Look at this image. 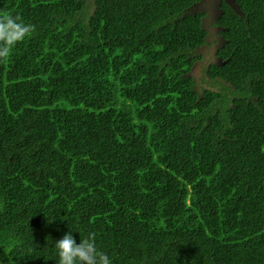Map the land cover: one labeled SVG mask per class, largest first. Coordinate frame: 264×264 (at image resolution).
Listing matches in <instances>:
<instances>
[{
  "label": "trees",
  "instance_id": "16d2710c",
  "mask_svg": "<svg viewBox=\"0 0 264 264\" xmlns=\"http://www.w3.org/2000/svg\"><path fill=\"white\" fill-rule=\"evenodd\" d=\"M200 2L0 0L34 26L0 56V264L69 229L114 264H264V0L214 3L213 42Z\"/></svg>",
  "mask_w": 264,
  "mask_h": 264
},
{
  "label": "clouds",
  "instance_id": "9594fccd",
  "mask_svg": "<svg viewBox=\"0 0 264 264\" xmlns=\"http://www.w3.org/2000/svg\"><path fill=\"white\" fill-rule=\"evenodd\" d=\"M33 29V25L17 17L8 16L0 20V41H3L0 56H6L8 51L25 39ZM73 233L69 229L61 239L53 242L56 264H114L109 253L98 247L94 233H87L80 238L79 243Z\"/></svg>",
  "mask_w": 264,
  "mask_h": 264
},
{
  "label": "rangeland",
  "instance_id": "374dc122",
  "mask_svg": "<svg viewBox=\"0 0 264 264\" xmlns=\"http://www.w3.org/2000/svg\"><path fill=\"white\" fill-rule=\"evenodd\" d=\"M216 0H202V3L201 4H203L206 8H208V6H207V4H209V3H213V2H215ZM214 4V3H213ZM208 10V9H207ZM214 16V14H213V12H212V10H208L207 11V16H206V22L207 23H209V25H213L212 24V22H213V19H212V17ZM210 33H212V31H213V29H212V27H210ZM200 50V48L199 49H197V51L198 52H200L201 53V50ZM209 50V51H208ZM208 50H205V51H203V53H204V56H207L208 54H209V52H210V50H212V48H210V49H208ZM197 66L198 65H196V68H197ZM200 70H193V72H192V75H194L195 76V79L194 80H197L199 77H200V72H199Z\"/></svg>",
  "mask_w": 264,
  "mask_h": 264
},
{
  "label": "flooded vegetation",
  "instance_id": "af4514ba",
  "mask_svg": "<svg viewBox=\"0 0 264 264\" xmlns=\"http://www.w3.org/2000/svg\"><path fill=\"white\" fill-rule=\"evenodd\" d=\"M217 1H218V0H216V1L213 2V3H217ZM201 3H202V0H201V2L199 3V5L202 6V7H204V8H206V7H205L203 4H201ZM213 3H209V4H207V6H208L207 9H208V10H212V11L214 12V11H216L217 9H215V10L213 9V8H215V7H213ZM208 10H207V11H208ZM212 23H213V22H212ZM204 26H205V27L207 28V30H208L207 38H210V42H213V41H217V40H219V39H218V35L216 34V33H217V31H216V29H217L216 26L209 25V23H207L206 20H205V22H204ZM210 27H212V29H213L212 33H210V30H209ZM212 45H213V46H210V47L212 48V50H214L213 47L215 46V44L213 43ZM205 49L208 50V49H210V48H205ZM212 50H210V52H209L210 55L213 54V53H212ZM208 51H209V50H208Z\"/></svg>",
  "mask_w": 264,
  "mask_h": 264
}]
</instances>
